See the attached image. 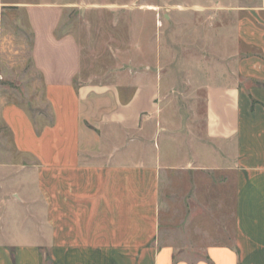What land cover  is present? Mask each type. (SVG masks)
<instances>
[{
    "label": "crops",
    "instance_id": "crops-1",
    "mask_svg": "<svg viewBox=\"0 0 264 264\" xmlns=\"http://www.w3.org/2000/svg\"><path fill=\"white\" fill-rule=\"evenodd\" d=\"M243 12L237 35L248 54L227 81L207 88L201 124L173 118L150 72L126 88L81 85L74 38H56L58 22L30 13L54 124L34 151L28 115L11 105L5 112L15 132L20 123L19 151L36 162L44 214L32 225L38 231L26 212L0 228V264H264V0ZM227 162L228 179L220 174ZM230 190L233 235L222 245V197L228 203ZM174 212L192 216L179 234ZM202 236L209 246L192 261Z\"/></svg>",
    "mask_w": 264,
    "mask_h": 264
},
{
    "label": "rangeland",
    "instance_id": "rangeland-1",
    "mask_svg": "<svg viewBox=\"0 0 264 264\" xmlns=\"http://www.w3.org/2000/svg\"><path fill=\"white\" fill-rule=\"evenodd\" d=\"M253 3L254 0H0V228L4 230L11 222H18L24 212V219H29L27 223L32 227L44 214V204L36 198V162L32 154L19 151L20 123L15 132L9 125L14 123L13 116L5 112L11 105L28 115L34 129L30 132V150L36 149L43 130L54 124V113L46 99L47 84L34 53L31 12L42 23L58 22L54 27L56 38H74L80 52L81 85L92 81L97 86L126 88L139 73L150 72L157 77L164 91V106L173 118L201 124L207 88L227 81L235 63L248 54L240 47L237 27L244 16L243 9ZM228 166L227 162L222 168V178H229ZM229 181L233 185L232 174ZM222 193L226 192L222 189ZM227 194L228 203L222 197V245H229V236L233 235V191ZM180 214L174 212L172 217L178 234L192 217L191 212ZM216 221H210L215 229ZM30 230L38 231L35 226ZM41 232L46 239L48 230L42 228ZM170 237L174 236L170 233ZM202 238L191 247L192 261L204 258L202 252L209 245L202 243ZM44 252L49 263L48 247Z\"/></svg>",
    "mask_w": 264,
    "mask_h": 264
},
{
    "label": "trees",
    "instance_id": "trees-1",
    "mask_svg": "<svg viewBox=\"0 0 264 264\" xmlns=\"http://www.w3.org/2000/svg\"><path fill=\"white\" fill-rule=\"evenodd\" d=\"M47 259H48V257H47Z\"/></svg>",
    "mask_w": 264,
    "mask_h": 264
}]
</instances>
